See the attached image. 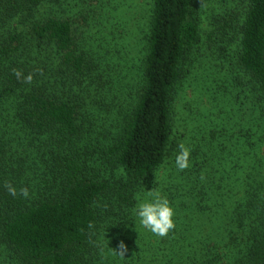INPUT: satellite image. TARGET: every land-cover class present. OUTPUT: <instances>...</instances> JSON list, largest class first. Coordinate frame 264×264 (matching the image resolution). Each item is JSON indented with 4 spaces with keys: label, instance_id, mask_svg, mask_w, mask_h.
<instances>
[{
    "label": "trees",
    "instance_id": "1",
    "mask_svg": "<svg viewBox=\"0 0 264 264\" xmlns=\"http://www.w3.org/2000/svg\"><path fill=\"white\" fill-rule=\"evenodd\" d=\"M208 1L151 0L146 16L140 0H0V264H264V188L237 201L236 170L211 178L200 163L176 186L154 183L174 156L173 106ZM236 9L218 15L215 49L264 105V0ZM255 117L244 155L229 147L219 157L257 174L264 116ZM152 189L175 209L164 237L132 212ZM234 228L240 244L221 234ZM119 240L124 258L113 255Z\"/></svg>",
    "mask_w": 264,
    "mask_h": 264
},
{
    "label": "rangeland",
    "instance_id": "2",
    "mask_svg": "<svg viewBox=\"0 0 264 264\" xmlns=\"http://www.w3.org/2000/svg\"><path fill=\"white\" fill-rule=\"evenodd\" d=\"M140 2L145 5L144 10L146 12L144 15H149L148 4L151 3V0H140ZM208 2L205 4V13L202 14L200 20L202 28L201 47L193 52L187 62V68L191 69L192 74H189L185 79L184 89L179 94L175 106H173L172 140H176V145L172 147L171 151H173L174 156L169 157L165 165L155 175L154 183L159 187L176 186L181 181L180 175L184 176L188 172L190 173V170L199 163L207 172L212 173L211 178L214 174L217 178L218 169L222 173L226 168H230L233 174L232 171L235 169L236 176L234 174L233 180H227L225 183L228 184L231 181L232 187L238 191L236 194L237 201H242L245 198L247 187L256 193L264 188L263 166H261L262 170L255 168L257 174H254L249 167H245V163H239L236 157H242L247 151V141L242 138L244 133L242 130H245L249 124L253 127L256 122L251 123V121H256V114L260 113L264 116V105L260 100L261 95L253 91V84L249 78L241 85L240 81L234 79L229 61L224 67H221V61L224 59H221L223 56L220 55V51L215 49L219 34L218 15L225 16L228 10L240 9L244 0H209ZM221 6L224 11L218 9ZM143 26L145 29V22ZM136 41L138 44L137 39L130 40L129 46H135ZM235 41L237 42L238 39ZM141 47L142 44L140 43L139 46H135L136 49H133L134 61H137ZM236 75L238 74L236 73ZM180 143L190 148V167L182 171L176 169L174 165ZM229 147H234V151H237L236 158L226 159L227 155H225V159L220 161L221 150L227 152ZM261 150V154H264L263 147ZM214 154L217 157H214ZM204 158L210 159L204 161ZM248 174H251L250 178H248ZM246 182H249V185L246 184L245 188L243 184ZM232 232L234 233L230 234L228 231H223L221 234L227 238H232V242H239L240 244L242 236L235 228ZM216 235L218 239L221 238L218 234ZM152 236L155 235L152 234ZM151 242L155 244V238H152ZM146 251L151 255L153 254L152 250L146 248ZM144 256L145 254L143 258ZM147 263L148 261L145 260L141 262V264Z\"/></svg>",
    "mask_w": 264,
    "mask_h": 264
},
{
    "label": "clouds",
    "instance_id": "3",
    "mask_svg": "<svg viewBox=\"0 0 264 264\" xmlns=\"http://www.w3.org/2000/svg\"><path fill=\"white\" fill-rule=\"evenodd\" d=\"M13 74L17 80H23L25 83H31L33 79L32 74L25 76L19 69H14ZM174 165L180 171L190 167V148L183 143L178 145ZM5 188L11 196L15 197L17 195V189L12 184H6ZM19 194L25 198L29 197V191L26 187L21 188ZM132 212L139 226L155 236L164 237L170 230L175 228V209L159 190H148L144 195L138 196ZM127 251L125 242L119 240L117 250L113 251V255L124 258Z\"/></svg>",
    "mask_w": 264,
    "mask_h": 264
}]
</instances>
